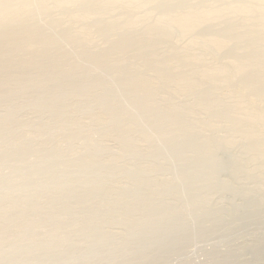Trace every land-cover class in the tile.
<instances>
[{"label":"rangeland","instance_id":"obj_1","mask_svg":"<svg viewBox=\"0 0 264 264\" xmlns=\"http://www.w3.org/2000/svg\"><path fill=\"white\" fill-rule=\"evenodd\" d=\"M0 43V264H264V0H0Z\"/></svg>","mask_w":264,"mask_h":264},{"label":"bare ground","instance_id":"obj_2","mask_svg":"<svg viewBox=\"0 0 264 264\" xmlns=\"http://www.w3.org/2000/svg\"><path fill=\"white\" fill-rule=\"evenodd\" d=\"M7 38H8V37H7ZM7 38H6V39H7ZM5 41H6V40H5ZM8 41H9V40L7 39V42H8ZM7 42H6V43H7ZM3 43H4V42H3ZM3 43H2V44H3ZM0 44H1V43H0ZM6 45H7V44H6ZM3 47H4V46H3ZM3 47H0V48L2 49ZM1 49H0V50H1ZM1 51H2V50H1ZM5 52H6V51H5ZM2 53H3V51L1 52V54H2ZM6 55H7V54H6ZM10 55H11V54H10ZM1 57H2V56H1Z\"/></svg>","mask_w":264,"mask_h":264}]
</instances>
